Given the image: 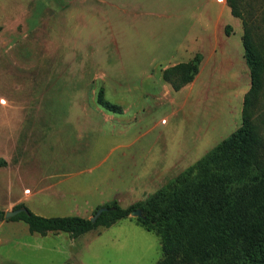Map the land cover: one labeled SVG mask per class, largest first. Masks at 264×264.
<instances>
[{
    "label": "rangeland",
    "instance_id": "rangeland-1",
    "mask_svg": "<svg viewBox=\"0 0 264 264\" xmlns=\"http://www.w3.org/2000/svg\"><path fill=\"white\" fill-rule=\"evenodd\" d=\"M202 4L203 0H0V99L12 91V96L24 97L34 75L30 70L45 66L46 96L59 98L64 114L71 88L56 89V83L66 84L77 71L87 94L95 93L89 107L93 102L114 117L96 116L99 134L72 162L66 158L72 156L73 129L64 122L48 129L34 152L40 158L50 156L54 140H61L62 182L30 197L25 205L31 212L90 218L93 208L108 200L121 207L141 200L240 125L249 87L240 22L212 19L199 32L192 22L205 23V15L196 9ZM185 33L196 41L184 39ZM260 47L264 56V44ZM196 52L202 59L195 78L171 89L160 78L161 67L187 61ZM13 65H25L24 70L15 72ZM9 67L18 88H7ZM99 90L120 111L100 106ZM10 113L18 118L15 108ZM110 128L122 132L110 135ZM124 136L125 147L112 148L117 137ZM92 165L96 166L90 169ZM75 170L82 171L67 175ZM98 200L105 201L95 205ZM135 219L130 213L108 227L97 226L72 238L66 232L31 233L23 221L4 217L0 264H155L161 257L159 236Z\"/></svg>",
    "mask_w": 264,
    "mask_h": 264
},
{
    "label": "trees",
    "instance_id": "trees-1",
    "mask_svg": "<svg viewBox=\"0 0 264 264\" xmlns=\"http://www.w3.org/2000/svg\"><path fill=\"white\" fill-rule=\"evenodd\" d=\"M224 1L240 21L249 75L240 125L145 198L124 207L114 199L94 207L92 214L105 209L92 222L79 215H37L22 203L12 207L21 210L9 220L23 221L31 233L66 232L74 238L138 210L135 223L160 239L161 257L155 264H264V0ZM200 60L195 53L164 68L161 78L176 91L192 81ZM96 102L120 111L101 90Z\"/></svg>",
    "mask_w": 264,
    "mask_h": 264
},
{
    "label": "crops",
    "instance_id": "crops-1",
    "mask_svg": "<svg viewBox=\"0 0 264 264\" xmlns=\"http://www.w3.org/2000/svg\"><path fill=\"white\" fill-rule=\"evenodd\" d=\"M196 9L203 12V16L205 15V23L202 21L200 24L198 22L199 20H194L192 22V24H198L194 27H196L199 32H204L206 26H210V21H212V19L215 20L219 18L220 20V18L223 17L226 20L225 22H230L234 20L233 18H236L230 14L229 8L225 5L224 0H203V4ZM207 16L208 18H206ZM226 24L229 25L228 23ZM229 26L232 30L231 25ZM183 38L193 43L196 41L193 36L186 33L183 34ZM199 54L201 55V53ZM178 62H174L170 65ZM24 66L25 65H13L14 68H8L10 76L9 74L7 76H9V80L11 81V83H8V89L18 88L17 82L11 80L12 73L9 69L13 68L16 72L18 70H24ZM41 67L42 69L37 70V72L30 70V73L34 75H32V80L30 82L31 87L27 84L28 90L24 97L12 96L14 95V91H12L7 99H0V104H2L0 108V158L5 161V165L0 166V209L3 211L12 208L18 203H22L29 209L31 207L25 205V202H27L30 197L45 193L48 190H53L62 182L61 178L63 175L61 172H58V169L60 171L63 157L60 150L61 140H54L50 156L48 155L46 157L44 156L45 158H40V153L37 155L34 152V147L37 144H42L46 139L49 128H54L56 124L60 125L61 122H64L69 125L71 130L73 129V146L70 144L72 156L66 158L72 162L77 161L79 154L84 153V149L87 148L88 145H91L95 134H99L100 130H98V124H95L97 120L96 116L98 115L100 119H114L112 113L100 111L93 102L92 107H89L88 100L89 102L90 100L93 101L95 93L93 91L87 94V86L83 84L81 80L78 81L77 71H75L74 75L70 76V80L66 82V84L62 82L56 83V89L62 86L71 88L68 112L62 114V109L58 106V101L60 99L53 97V94L52 96H46V69L43 68L45 66ZM166 67H168V65L162 66L161 69ZM56 68L57 67H54L53 71L55 73ZM163 85L165 86L166 83H163ZM13 108H15L18 113L16 115L18 117L17 119H15V115L12 113L9 114L10 109ZM107 132L110 135L115 132L118 133L117 136H119V133L122 131L120 129L116 130V128H110ZM124 138L125 136L123 139L117 137L112 148H124L126 145ZM79 141L82 143L81 149H79ZM88 141H90L89 144ZM99 163L100 162L96 165ZM96 165H92L89 168L92 169ZM81 171L75 170L67 175H77L81 173ZM20 175H23L25 180H21V177H19ZM23 181L27 182L29 185H24L25 182L22 183ZM19 182L21 184H19ZM108 199L109 198L106 200ZM104 201L105 200H98V203L95 205Z\"/></svg>",
    "mask_w": 264,
    "mask_h": 264
},
{
    "label": "water",
    "instance_id": "water-1",
    "mask_svg": "<svg viewBox=\"0 0 264 264\" xmlns=\"http://www.w3.org/2000/svg\"><path fill=\"white\" fill-rule=\"evenodd\" d=\"M104 209H105L104 207H99V208H97V210L92 214V216L89 218V220H90L91 222L94 221V219L98 216V214H99L102 210H104ZM20 210H21V209H12V210H10V211H5V212H4V217H5V218H8V217H10V216H12V215L18 213ZM131 213L136 214V216L139 215V211H138V210H134V211H132Z\"/></svg>",
    "mask_w": 264,
    "mask_h": 264
}]
</instances>
